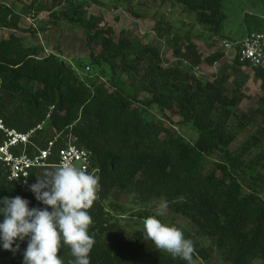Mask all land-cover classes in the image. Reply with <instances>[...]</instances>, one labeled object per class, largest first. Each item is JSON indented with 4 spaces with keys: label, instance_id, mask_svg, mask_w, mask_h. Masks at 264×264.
Here are the masks:
<instances>
[{
    "label": "trees",
    "instance_id": "obj_1",
    "mask_svg": "<svg viewBox=\"0 0 264 264\" xmlns=\"http://www.w3.org/2000/svg\"><path fill=\"white\" fill-rule=\"evenodd\" d=\"M99 1L48 5L43 0H13V6L0 1V29L10 31L0 39V116L5 126L26 132L53 107L48 128L72 134L76 145L90 152L91 167L100 178L98 198L88 210L93 218L89 234L95 238L90 264H187L157 249L144 228L121 229L110 216L120 210L114 202L120 195L139 202L166 199L168 211L187 219L228 264H264V70L239 62V47L231 65H219L224 60L221 51L204 57L188 39L186 45H178L169 28L153 43H140L125 30L114 37L112 28L100 27L101 15L87 11L91 5L100 6ZM163 1L194 12L198 25L230 41L221 33L224 0ZM17 4L23 7L21 13L15 10ZM31 12L36 24L24 33L36 37L62 23L80 29L90 65L107 67L110 79L82 78L59 55L45 54L41 45H26L17 33L22 31V18ZM43 13L47 16L40 20ZM251 17L245 18L246 34H263L264 20ZM163 37L172 48L175 66H164L159 44ZM214 63L218 68L212 79L195 75V67ZM243 70L259 83L255 109L240 108L246 99L242 89L249 81ZM238 74L241 78H233ZM118 77H123L127 91L117 86ZM151 106L163 119L169 121V113L179 124H190L197 132L195 142L188 143L162 122L148 121L144 114ZM54 169L33 170L31 181ZM16 196L27 199L30 207H43L9 184L0 165V198ZM25 248L26 241L16 253L0 248V258L23 264ZM57 255L63 264L75 259L64 245ZM198 257L207 260L209 253L195 251L193 263Z\"/></svg>",
    "mask_w": 264,
    "mask_h": 264
},
{
    "label": "rangeland",
    "instance_id": "obj_2",
    "mask_svg": "<svg viewBox=\"0 0 264 264\" xmlns=\"http://www.w3.org/2000/svg\"><path fill=\"white\" fill-rule=\"evenodd\" d=\"M0 1L13 6V0ZM59 1L63 2V0H43V3H48V5L55 3V5H58ZM28 2L29 0H25L24 3ZM99 3L101 4L100 6L91 5L87 8V11L89 14L101 15L103 21L100 27L112 28L115 34L114 37H117L120 31L125 30L130 34L131 38L140 43H153L158 39L157 35L166 30V28H169L170 35L175 37L178 45H186L188 43L186 39H188L197 46L204 57L221 51V43L224 40L213 37L208 27L198 25L194 12H185L174 3L164 2L163 0H100ZM59 6H62V4ZM15 10L21 13L23 7L17 4ZM222 13L225 15V21L221 33L223 36L228 37L227 39H230V41L239 42L241 35L245 32V18L250 20L251 16H255L259 20L261 16H264V0H224ZM31 14L32 12L27 15V18H22L20 26L22 31L17 34L25 39L24 43L26 45H41L45 48V54L53 53L64 56L82 78L91 77L94 80L98 79L99 82H107L110 79V71L107 67L101 66L96 68L90 65L88 61L89 51L86 48L85 39L80 29L74 30L70 25L62 23L59 28H54L55 30L50 28L47 32H40L36 37L28 36L23 31L29 27L32 28L33 24H36V21L32 22ZM46 16L47 14L43 13L39 14L38 18L43 20ZM38 18L37 21L39 20ZM157 23H160V28L156 27ZM8 34L9 32L0 29V39L6 38ZM159 44L164 66L177 65V61L171 55L172 48L167 42V37H163ZM234 56L235 51L230 52L228 57L222 60L219 65L222 63L231 65ZM199 72L201 74H197V77L205 81L210 79V74L213 71L212 67L203 64L199 67ZM242 73V75L248 77L249 81L242 89L246 99L242 102L240 108L242 110L255 109L258 97L260 96L259 83L252 79V73L249 70H243ZM233 78L239 79L241 78V74L234 75ZM116 84L119 88L127 91L123 77H118ZM142 97L145 96L142 95ZM168 115L169 121L163 119L158 109L153 106L148 108L144 114L148 121L162 122L165 126L183 137L185 141L193 144L197 138V132L194 128L190 124H179V118L169 113ZM255 130V127L249 128L246 134L252 133ZM243 138H240L233 145V148L238 146ZM109 201H112V199L110 198L106 204ZM114 202L119 205L120 210L110 212V216L117 221L118 225L125 232L143 228L142 218L156 216L164 224L180 229L184 233L185 238L193 241L195 251L199 249L208 251L209 258L207 260L198 257L193 264H228L214 248H210V241L208 239L201 238L196 234L194 227L187 219L174 215L168 210L161 216L159 214L160 203L158 201L148 200L139 202L132 196L120 195ZM162 251L166 254L168 253L164 250ZM0 264H9V261L0 258ZM253 264H261V261L257 260Z\"/></svg>",
    "mask_w": 264,
    "mask_h": 264
},
{
    "label": "clouds",
    "instance_id": "obj_3",
    "mask_svg": "<svg viewBox=\"0 0 264 264\" xmlns=\"http://www.w3.org/2000/svg\"><path fill=\"white\" fill-rule=\"evenodd\" d=\"M99 182L98 175L66 163L29 185L43 207H30L20 196L0 198V248L16 253L26 241L23 264H63L57 254L64 245L75 258L71 264H90L95 238L89 234L93 218L88 210L98 198ZM159 210L161 216L167 212L166 199L161 200ZM143 228L157 249L193 264V241L180 229L156 216L145 217Z\"/></svg>",
    "mask_w": 264,
    "mask_h": 264
},
{
    "label": "built area",
    "instance_id": "obj_4",
    "mask_svg": "<svg viewBox=\"0 0 264 264\" xmlns=\"http://www.w3.org/2000/svg\"><path fill=\"white\" fill-rule=\"evenodd\" d=\"M238 49L239 62L248 63L251 67L264 70V35L249 33L239 41H222L221 52L226 59L230 52ZM185 66L187 62L183 61ZM217 63L212 67V75L216 74ZM195 75L201 74L199 68L193 69ZM210 74V75H211ZM212 79V77H209ZM53 107L50 108L45 119L26 132H19L5 126L0 116V165L6 170V181L21 189L33 198L29 191L31 172L44 168H56L66 163H71L79 169L89 173H96L91 167L90 152L76 145L77 139L70 133L56 132L48 128ZM56 158V162L52 159Z\"/></svg>",
    "mask_w": 264,
    "mask_h": 264
},
{
    "label": "crops",
    "instance_id": "obj_5",
    "mask_svg": "<svg viewBox=\"0 0 264 264\" xmlns=\"http://www.w3.org/2000/svg\"><path fill=\"white\" fill-rule=\"evenodd\" d=\"M260 20H264V16L262 17H260ZM55 29H57V28H55ZM54 28H53V30H55ZM5 31H7V30H5ZM48 31V30H47ZM46 31V32H47ZM7 32H9L10 33V31H7ZM18 34V33H17ZM245 34H246V32H244V34L243 35H241V37H240V41L243 39V37L245 36ZM38 35V34H37ZM36 35V36H37ZM44 51H45V48H44ZM60 56V58H62V59H65V57L64 56H62V55H59ZM66 60V59H65Z\"/></svg>",
    "mask_w": 264,
    "mask_h": 264
}]
</instances>
